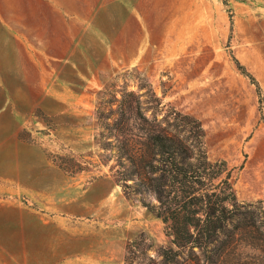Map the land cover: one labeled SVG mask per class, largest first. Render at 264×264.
I'll use <instances>...</instances> for the list:
<instances>
[{"label": "rangeland", "instance_id": "rangeland-1", "mask_svg": "<svg viewBox=\"0 0 264 264\" xmlns=\"http://www.w3.org/2000/svg\"><path fill=\"white\" fill-rule=\"evenodd\" d=\"M234 59L264 100V0H0V264H164L163 218L217 195L225 230L169 264H264V120ZM155 134L212 168L178 173Z\"/></svg>", "mask_w": 264, "mask_h": 264}, {"label": "trees", "instance_id": "trees-1", "mask_svg": "<svg viewBox=\"0 0 264 264\" xmlns=\"http://www.w3.org/2000/svg\"><path fill=\"white\" fill-rule=\"evenodd\" d=\"M122 11L129 15L131 21H133V23L139 27L140 21L134 15L128 14L127 10ZM136 11L143 19H145V14L143 13V10ZM92 13L95 17L96 15L100 14V10H92ZM82 17L85 20H89L90 14ZM167 18L168 17L166 16L164 19L166 20ZM145 22L148 25L150 24L148 19H146ZM92 27L95 28L96 31H99L104 34L103 28H101V26H99L97 22L93 23L89 30ZM261 27V22L258 21L253 28L258 31L257 33H259ZM148 31L152 30L149 29ZM257 33H252V36L254 37V39L256 38V41L259 40L256 36ZM72 48L73 47L70 46L68 50L73 51ZM49 53L53 55L52 53L54 52ZM66 53L68 52H65V55L62 53L56 55L58 58L62 59L64 58L63 56H66ZM72 57L73 55L70 56V61H73ZM234 61L238 69H240L241 73L248 79L249 84L251 85V106H254L253 114L256 118V122H261L262 120H264V100L261 87L258 81L254 78V76L248 71L245 66L239 64L236 59H234ZM244 119H246V115ZM151 146L157 151L159 155L165 156L164 162L168 163V165H170L171 168L173 167L178 173L182 172L183 174H186L188 172H196L197 174H199L200 169L205 172V170H210L213 166L209 161L208 156H206L205 151L202 150L201 147H198L196 153L195 150H193L191 144L186 143L185 141L176 140L175 138L169 136L155 134L151 137ZM204 193L205 196H208L207 191H205ZM193 197L194 199L202 198L197 196ZM225 197L226 196L220 197L219 195H217V199L213 203V205H210L208 203L206 205V209L204 210H201L199 208H194L193 210H190V206L186 204L181 208L182 210L179 209L178 211H175V216H173L172 218L171 216L163 218L164 221L167 219L170 220V227L172 229V235L174 236V241L176 244L175 247L177 249L174 254H171L169 251H165L163 253L164 264L177 262V256L179 255V252H177L178 249L184 248L188 244H191V246L193 245L195 240L193 232L206 233V235L209 238H212L213 241V239L215 240V238H217L219 234L225 230L229 219V217L227 216L228 208L225 205V201L227 200V198ZM200 211L205 214L203 218L197 215ZM157 215L160 216V212H158ZM21 221L20 219H17L16 222L18 228L16 229L15 234L12 236V238H15L14 240L19 247V251H26V253L28 254V249L29 253L31 252L28 240L29 237L27 236L28 234L25 228H23V224ZM0 243L2 246V250L6 249V251H8L11 255H18L16 252L15 245L9 246L8 242Z\"/></svg>", "mask_w": 264, "mask_h": 264}]
</instances>
